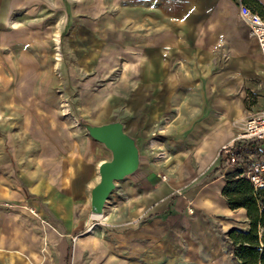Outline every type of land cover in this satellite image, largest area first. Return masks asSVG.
Wrapping results in <instances>:
<instances>
[{
	"label": "crops",
	"instance_id": "crops-1",
	"mask_svg": "<svg viewBox=\"0 0 264 264\" xmlns=\"http://www.w3.org/2000/svg\"><path fill=\"white\" fill-rule=\"evenodd\" d=\"M0 45V264H238L229 234L251 224L224 190L264 162V142L236 141L264 108V60L236 0H0ZM82 120L121 122L140 149L102 216L112 153Z\"/></svg>",
	"mask_w": 264,
	"mask_h": 264
},
{
	"label": "water",
	"instance_id": "water-1",
	"mask_svg": "<svg viewBox=\"0 0 264 264\" xmlns=\"http://www.w3.org/2000/svg\"><path fill=\"white\" fill-rule=\"evenodd\" d=\"M81 124L95 141L103 144L112 153V159L101 165L100 182L92 191V212L102 216L117 183L139 170L140 149L136 140L126 133L121 122L95 126L82 120Z\"/></svg>",
	"mask_w": 264,
	"mask_h": 264
},
{
	"label": "trees",
	"instance_id": "trees-1",
	"mask_svg": "<svg viewBox=\"0 0 264 264\" xmlns=\"http://www.w3.org/2000/svg\"><path fill=\"white\" fill-rule=\"evenodd\" d=\"M252 9L264 18L263 11ZM224 197L232 210L246 209L251 224L247 232L229 234L235 260L238 264H264V233L260 235V229L264 231V188L256 190L237 170L227 178Z\"/></svg>",
	"mask_w": 264,
	"mask_h": 264
},
{
	"label": "built area",
	"instance_id": "built-area-1",
	"mask_svg": "<svg viewBox=\"0 0 264 264\" xmlns=\"http://www.w3.org/2000/svg\"><path fill=\"white\" fill-rule=\"evenodd\" d=\"M236 2L240 17L248 26L251 35L257 39L264 60V18L248 6L246 0H236ZM236 141L264 142V108L244 121L242 133ZM235 142L223 146L220 151L227 158L225 165L229 168L242 166ZM240 171L241 176L250 181L256 190L264 188V162L258 163L250 169L241 168ZM32 212L34 213V211ZM96 226H106V223L99 219L92 223V228Z\"/></svg>",
	"mask_w": 264,
	"mask_h": 264
},
{
	"label": "rangeland",
	"instance_id": "rangeland-1",
	"mask_svg": "<svg viewBox=\"0 0 264 264\" xmlns=\"http://www.w3.org/2000/svg\"><path fill=\"white\" fill-rule=\"evenodd\" d=\"M54 20L56 19H43L44 21V25H43V30H46V29H51V25ZM53 28V31L54 32V35L53 37L50 39L52 41V44H51V48H49V52L52 54V56H54L55 60H60L62 59L63 57V52H62V40L60 38V35L58 34V24H55ZM50 31V30H49ZM51 32V31H50ZM49 39V37H48ZM0 48H1V45H0ZM3 54L1 52V49H0V59L2 58ZM1 63H0V69H1ZM1 76V75H0ZM2 88V82L0 80V89ZM2 132H3V129L1 128L0 129V135H2ZM100 220H104V222L106 223V226H109L108 222L106 219H100ZM213 264H234L233 263V260L231 259V257L229 255L227 256H217L214 260H213Z\"/></svg>",
	"mask_w": 264,
	"mask_h": 264
},
{
	"label": "bare ground",
	"instance_id": "bare-ground-1",
	"mask_svg": "<svg viewBox=\"0 0 264 264\" xmlns=\"http://www.w3.org/2000/svg\"><path fill=\"white\" fill-rule=\"evenodd\" d=\"M20 57V56H19ZM31 69V68H30Z\"/></svg>",
	"mask_w": 264,
	"mask_h": 264
}]
</instances>
